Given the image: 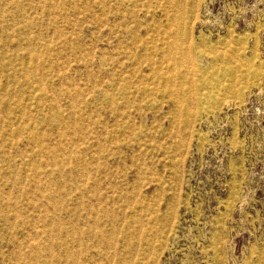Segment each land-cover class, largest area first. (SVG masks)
Listing matches in <instances>:
<instances>
[{
  "label": "rangeland",
  "instance_id": "1",
  "mask_svg": "<svg viewBox=\"0 0 264 264\" xmlns=\"http://www.w3.org/2000/svg\"><path fill=\"white\" fill-rule=\"evenodd\" d=\"M0 264H264V0H0Z\"/></svg>",
  "mask_w": 264,
  "mask_h": 264
}]
</instances>
